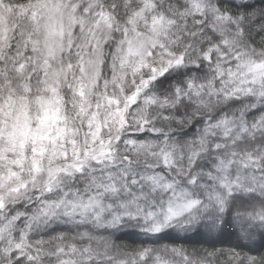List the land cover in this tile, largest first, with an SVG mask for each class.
<instances>
[{"label": "snow or ice", "instance_id": "snow-or-ice-1", "mask_svg": "<svg viewBox=\"0 0 264 264\" xmlns=\"http://www.w3.org/2000/svg\"><path fill=\"white\" fill-rule=\"evenodd\" d=\"M0 264H264V0H0Z\"/></svg>", "mask_w": 264, "mask_h": 264}]
</instances>
